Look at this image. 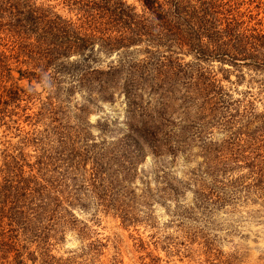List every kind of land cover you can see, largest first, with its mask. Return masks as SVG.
<instances>
[{
    "label": "rangeland",
    "instance_id": "rangeland-1",
    "mask_svg": "<svg viewBox=\"0 0 264 264\" xmlns=\"http://www.w3.org/2000/svg\"><path fill=\"white\" fill-rule=\"evenodd\" d=\"M123 1L147 14L141 0ZM28 2L79 22L81 13L66 0ZM239 3L241 11L264 20V0ZM8 21L6 13L1 44H37L33 33L16 32ZM120 21L108 12L93 19L97 39L62 57L58 73L51 64L42 77L21 79L27 92L0 121V180L13 171L32 177L22 187L53 183L61 192L54 193L61 207L45 240L18 237L23 251L37 256L23 262L264 264V183L247 190L228 185L247 168L219 164L215 176L201 173L215 155L211 143L224 144L229 136L246 139V156L251 150L264 155V68L196 59L185 49L172 53L144 39L121 42L130 23ZM27 60L20 56L18 68L30 67ZM190 76L215 79L230 105L185 106L182 96L193 92L186 89ZM130 125L145 136L139 133L131 143ZM12 193L0 188V206L2 200L11 205ZM5 215L9 229L12 215ZM4 264L14 263L10 257Z\"/></svg>",
    "mask_w": 264,
    "mask_h": 264
},
{
    "label": "trees",
    "instance_id": "trees-1",
    "mask_svg": "<svg viewBox=\"0 0 264 264\" xmlns=\"http://www.w3.org/2000/svg\"><path fill=\"white\" fill-rule=\"evenodd\" d=\"M66 2L70 6H76L78 13H81L78 23L62 17L50 8L33 5L28 0H0V29L2 20L8 13L9 28L24 34L28 32V35L33 33L37 42L36 45L23 42L12 48L0 43V121L5 120L9 112L7 106L21 99L22 94L27 92V89L19 85V81L23 78L31 80L33 77H42L46 67L51 64L54 65V72L58 73L57 69L61 70L63 67L60 62L62 57L66 58L71 52L78 51L85 44L90 45L97 39L93 34V30H97L93 19L105 15L106 12L119 23L120 19L130 23L129 36L119 37L121 42L122 40H126L127 43L138 42L144 39L149 45L166 47L172 53H175V49L179 51L185 49V53L192 54L196 59L218 60L232 66L245 64L264 68V20L246 10L241 11L240 0H141L147 11L144 15H138L123 0H66ZM252 21L254 22L251 23ZM2 40L0 38V41ZM2 45L6 49H2ZM20 56L28 57L25 64L30 67L18 68L19 64L23 63L18 62ZM177 65V72L188 77L189 74L187 75L183 65ZM184 66L188 68L191 64L186 62ZM15 71L18 76L13 74ZM238 77L243 78L241 75ZM174 81L176 83V80ZM29 86L32 88L31 84ZM190 87L193 88V92L182 96L185 106L196 103L210 107L230 105L225 98L226 92L213 78L202 80L199 76L191 77L186 89ZM168 89L172 91L174 85L169 84ZM249 103L252 104L251 101ZM129 129L127 135L131 143L136 142L140 131L131 125ZM133 133L137 135L133 136ZM139 136L144 137L145 134L140 133ZM227 138L221 145L211 143L216 152L212 158H206L207 171L201 173H206L210 177L215 176L219 171V164L225 167L247 168L246 174L234 176L228 180V185L241 186L246 190L261 188L264 183V155L257 153L256 156H252L251 150V154L246 156L243 149L247 146L243 143L246 139L234 136ZM224 149L227 151L225 155L219 153ZM98 166L100 167V164ZM247 176L252 178L250 183H244ZM26 178L22 174L16 175L13 171H7L0 180V188L11 193L15 190L12 193L15 198L11 200V205L8 206L7 201L2 200L0 206V264H4L5 260L8 262L10 257L14 264H26L23 262L24 258L35 262L37 256H32L34 252L23 251L27 247L20 246L18 237L31 234L32 237L41 239L40 241L45 240L55 214L61 207L59 196L54 195L55 192L61 193L57 186L53 183L48 186L34 182L33 186L27 183V186L22 187L19 183ZM20 189L23 190L20 192ZM18 192L20 193L17 196ZM7 210L12 215L9 218V229L3 224ZM34 223L39 225L34 228ZM40 255L43 258L47 253L43 250ZM42 264H47V260L43 259Z\"/></svg>",
    "mask_w": 264,
    "mask_h": 264
}]
</instances>
